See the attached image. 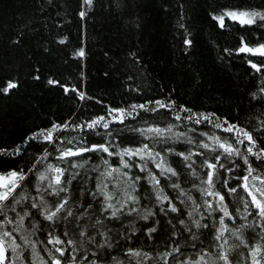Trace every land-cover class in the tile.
<instances>
[{"label": "snow or ice", "instance_id": "1", "mask_svg": "<svg viewBox=\"0 0 264 264\" xmlns=\"http://www.w3.org/2000/svg\"><path fill=\"white\" fill-rule=\"evenodd\" d=\"M83 3L91 7L93 0ZM112 7L127 9V0H113ZM78 15L84 19L87 12L82 8ZM210 18L220 29L227 20L256 26L255 43L240 36L237 47L222 52L229 59L251 54L246 63L264 74V9H213ZM130 24L138 29L140 21ZM183 45L191 48L193 40L185 37ZM75 55L84 58L86 51L80 47ZM126 55L133 67H142L138 51ZM47 84L74 93L79 103L62 122L50 121L14 147H0V264H234L230 254L241 247L250 264H264V119L255 125L249 119L250 131L234 122L239 116L177 104L174 90L149 99L145 89L132 86L136 74L125 80L135 96L121 106L55 78ZM18 86L10 79L0 94ZM248 96L250 108L253 102L264 106V82ZM91 101L101 113L87 115ZM246 230L256 244L249 245ZM38 235L46 242L33 239ZM161 239L164 251H158ZM137 241L139 247L127 246ZM116 250L122 256L113 255Z\"/></svg>", "mask_w": 264, "mask_h": 264}, {"label": "trees", "instance_id": "2", "mask_svg": "<svg viewBox=\"0 0 264 264\" xmlns=\"http://www.w3.org/2000/svg\"><path fill=\"white\" fill-rule=\"evenodd\" d=\"M127 3V9L116 10L112 7L113 0H93L91 7L85 6L83 0H0V88L10 79L19 81L10 94H0V147H14L31 131L48 127L50 121L62 122L77 110L79 101L75 94L66 95L59 86L48 85L50 77L63 84H75L88 95L102 99L104 104L121 106L125 101L131 103L135 96L129 95L125 80L136 74L137 84L132 86L145 89L149 99L168 96L174 90L177 104L186 103L194 111L239 116L240 120L234 122L241 127H249V119L253 125L264 119V106L253 102L250 108L248 103V93L264 82V74L255 73L246 63L253 58L251 54H234L229 59L222 52L224 48L237 47L240 36L255 43L259 35L256 26L242 27L227 20L225 29H220L210 18L213 9L261 10L264 0H127ZM82 8L87 12L84 19L78 15ZM136 18L140 21L138 29L130 24ZM180 24L185 28L181 29ZM185 37L193 40L191 48L183 45ZM61 39L64 44L59 43ZM14 40L19 43L13 44ZM80 47L86 51L84 58L75 55ZM133 50L142 57V67H133L129 62L126 54ZM35 75L40 79H33ZM89 107L92 112L88 116L102 112L95 101L89 102ZM163 118L156 116L154 120L159 122ZM200 130L206 131L207 127ZM216 134L226 135L220 130ZM226 222L231 226L232 222ZM225 235L229 244L235 242L230 232ZM253 235L246 230L250 246L257 243ZM33 239L46 242V235ZM157 243L161 245L158 251H164V241ZM259 243L264 246V241ZM127 246L139 247L140 243L129 242ZM43 247L37 244L40 254L44 253ZM209 251L213 255L218 253L216 248ZM113 255L120 257L122 252L116 250ZM245 257L250 264L248 250L243 247L230 254L234 264L237 261L243 264Z\"/></svg>", "mask_w": 264, "mask_h": 264}, {"label": "flooded vegetation", "instance_id": "3", "mask_svg": "<svg viewBox=\"0 0 264 264\" xmlns=\"http://www.w3.org/2000/svg\"><path fill=\"white\" fill-rule=\"evenodd\" d=\"M42 256H44L45 259H47V256L45 255V253L41 254Z\"/></svg>", "mask_w": 264, "mask_h": 264}, {"label": "rangeland", "instance_id": "4", "mask_svg": "<svg viewBox=\"0 0 264 264\" xmlns=\"http://www.w3.org/2000/svg\"><path fill=\"white\" fill-rule=\"evenodd\" d=\"M17 242H18V243H20V241H19V240H18ZM25 259H26V260H27V259H30V257H26Z\"/></svg>", "mask_w": 264, "mask_h": 264}]
</instances>
